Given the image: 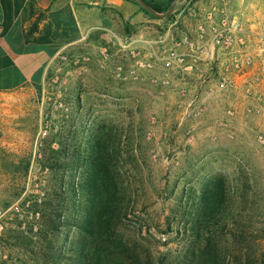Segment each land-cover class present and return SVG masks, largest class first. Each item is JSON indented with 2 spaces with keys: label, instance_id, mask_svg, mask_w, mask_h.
Returning a JSON list of instances; mask_svg holds the SVG:
<instances>
[{
  "label": "rangeland",
  "instance_id": "rangeland-1",
  "mask_svg": "<svg viewBox=\"0 0 264 264\" xmlns=\"http://www.w3.org/2000/svg\"><path fill=\"white\" fill-rule=\"evenodd\" d=\"M228 6V15L238 16L254 35L255 68L247 80L238 79L233 93L208 96L211 90L197 87L187 74L184 85L176 79L168 86L154 85L151 78L162 77L161 68L144 72L145 80L126 81L130 52L139 49L121 42L110 48L85 46L68 55L72 62L64 68L63 95L68 115L56 110V89L46 82L0 94V264H73L78 231L40 234L20 201L9 209L4 204L22 188V198L39 194L47 180L36 161L43 138L57 135L58 142L74 143L84 153L90 133L107 130L121 153L113 163L129 205L116 236L128 247L122 262L195 264L193 250L200 258L205 246L217 251L222 264H246V252L264 254V19H244L239 8ZM175 17L163 19L159 32L169 31ZM175 28L181 33L184 26ZM194 98L200 102L192 106L201 111L198 118L188 116ZM30 154L25 179L7 168ZM215 187L220 188L215 202H224L230 226L198 237L187 226Z\"/></svg>",
  "mask_w": 264,
  "mask_h": 264
},
{
  "label": "trees",
  "instance_id": "trees-1",
  "mask_svg": "<svg viewBox=\"0 0 264 264\" xmlns=\"http://www.w3.org/2000/svg\"><path fill=\"white\" fill-rule=\"evenodd\" d=\"M174 0L148 1L157 13H166ZM23 0H2L5 22L2 35L11 28L20 11ZM136 3L141 10L156 19ZM65 11L66 17L54 18L55 25H47L41 30L40 23L45 15L40 14L38 19L25 30L27 43L59 45L65 41L57 38L70 36L76 29L72 25L71 13ZM173 14L170 18H173ZM63 27V28H62ZM62 29V34L58 31ZM39 34V37L35 35ZM97 135L90 133L88 146L84 153L73 143L64 145L55 137L43 138L37 153L36 161L47 180L39 185V194L22 198L24 188L15 195L14 201L6 202L5 209L12 207L15 201H20L21 208L27 207V213L31 215L39 227L40 234L57 235L63 228L75 229L80 235L76 247V258L73 264H126L122 262L124 255L128 253V247L122 244L118 235V224L121 222V214L128 209L127 200L118 181L119 175L114 160L118 161L119 148L111 145V134ZM75 140V139H74ZM32 155L21 158L18 164H10L7 168L15 170L24 179L28 176L32 163ZM216 191L209 193L201 200L196 218L188 224L189 230L197 233V236L211 235L210 228L229 227L230 222L222 212L223 201L215 202L219 194ZM217 192V193H216ZM35 198L34 201H32ZM33 231V230H32ZM91 240V244L85 242ZM96 245L95 250L93 246ZM192 254L196 259L195 264H222L220 255L210 246L200 252V258L196 249ZM246 264H264V254L252 256L246 252L244 256Z\"/></svg>",
  "mask_w": 264,
  "mask_h": 264
},
{
  "label": "crops",
  "instance_id": "crops-1",
  "mask_svg": "<svg viewBox=\"0 0 264 264\" xmlns=\"http://www.w3.org/2000/svg\"><path fill=\"white\" fill-rule=\"evenodd\" d=\"M223 1L180 0L174 14L176 22L180 19L178 24L184 26V29L179 33V29L175 28L178 24L175 25L174 22L169 27L170 30L162 34L159 30L163 19L151 18L133 0H23L11 28L2 35L5 14L0 0V94L44 84L51 65L59 55L77 54L85 46L96 49L103 46L110 48L111 45L123 42L125 48L136 47L142 50L160 39L164 40V45H171L183 35L192 37L203 17L200 12L215 5L222 7ZM228 5L239 8L244 19H264V0H227L226 7ZM185 8L188 11L181 15ZM67 10V14L71 13L73 17L71 23L76 29L70 36L60 35L62 29L58 31L60 36L57 40L65 42L56 46L27 43L25 30L41 13L45 18L39 25V33L51 24L53 31L56 22L54 18L64 19ZM252 10H263V13H257V17ZM172 28L175 33L170 32ZM159 47L163 46L156 48ZM172 79H176L179 86L184 85L185 78L182 74H174Z\"/></svg>",
  "mask_w": 264,
  "mask_h": 264
},
{
  "label": "built area",
  "instance_id": "built-area-1",
  "mask_svg": "<svg viewBox=\"0 0 264 264\" xmlns=\"http://www.w3.org/2000/svg\"><path fill=\"white\" fill-rule=\"evenodd\" d=\"M223 2L222 7L215 5L200 12L203 17L198 22L192 37L183 35L171 45H164V40L160 39L146 49L132 50L130 54L133 64L125 71L124 79L126 81L145 80L144 72L160 67L163 76H152L151 81L154 85L168 86L172 82L173 75L178 73L187 74L196 79L197 87L210 89L208 96L236 91L239 87L238 79L247 80L250 72L255 68V54L251 51L254 35L246 30L238 16L228 15L227 0ZM185 11H188L187 8L181 15ZM178 21L180 19L175 25ZM157 46L163 47L157 49ZM71 62L67 54L59 55L51 65L52 70L49 69L46 80L48 86L56 89L54 93L57 97L56 110L65 115L70 113L71 108L63 100L68 82L64 68ZM74 64L77 65L78 60H75ZM119 71L122 70L119 69ZM214 78L216 83L211 85ZM251 78L253 80L254 76ZM258 81L259 79L256 78V82ZM251 87L252 85L250 89ZM199 103L198 98H194L189 103V109ZM200 113L198 107L194 106L188 112V116L198 118ZM227 114L233 117L235 113L228 111Z\"/></svg>",
  "mask_w": 264,
  "mask_h": 264
},
{
  "label": "water",
  "instance_id": "water-1",
  "mask_svg": "<svg viewBox=\"0 0 264 264\" xmlns=\"http://www.w3.org/2000/svg\"><path fill=\"white\" fill-rule=\"evenodd\" d=\"M135 2H137L138 4H140V6L146 10L149 14H151L152 16H154L155 18H158V19H166L168 18L169 16L173 15L174 12H175V9H176V6H177V3L180 1V0H174L173 3L171 4V7L170 9L166 12V13H163V14H160V13H157L151 6H149L145 0H133Z\"/></svg>",
  "mask_w": 264,
  "mask_h": 264
}]
</instances>
